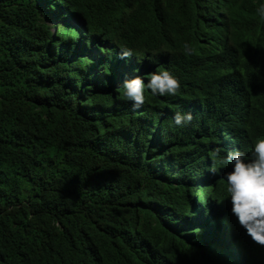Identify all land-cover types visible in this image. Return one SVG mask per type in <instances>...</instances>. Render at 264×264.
Masks as SVG:
<instances>
[{"label":"trees","instance_id":"trees-1","mask_svg":"<svg viewBox=\"0 0 264 264\" xmlns=\"http://www.w3.org/2000/svg\"><path fill=\"white\" fill-rule=\"evenodd\" d=\"M262 2L0 0V264H264L209 171L264 138Z\"/></svg>","mask_w":264,"mask_h":264},{"label":"clouds","instance_id":"clouds-1","mask_svg":"<svg viewBox=\"0 0 264 264\" xmlns=\"http://www.w3.org/2000/svg\"><path fill=\"white\" fill-rule=\"evenodd\" d=\"M256 13L260 21L264 22V2L256 8ZM184 52L187 55L192 54L189 45H184ZM134 55L132 48H120V59ZM118 87L121 98L130 101L132 108L136 109L144 105L146 90L152 96H174L179 91L180 83L171 72L162 70L149 74L146 81L140 76L125 79ZM191 120V113L177 111L173 114L169 126L184 127ZM215 165L230 166V170L224 175L226 184L223 186V198H226L230 205V215L244 230V235L257 245L264 246V138L254 141L247 157L239 150L227 151L226 155L214 161V166L209 169L211 173L217 171Z\"/></svg>","mask_w":264,"mask_h":264}]
</instances>
